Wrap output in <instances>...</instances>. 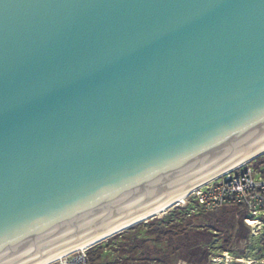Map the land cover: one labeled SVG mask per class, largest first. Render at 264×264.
Wrapping results in <instances>:
<instances>
[{
    "label": "water",
    "instance_id": "water-1",
    "mask_svg": "<svg viewBox=\"0 0 264 264\" xmlns=\"http://www.w3.org/2000/svg\"><path fill=\"white\" fill-rule=\"evenodd\" d=\"M263 145L264 0H0V264H47Z\"/></svg>",
    "mask_w": 264,
    "mask_h": 264
},
{
    "label": "trees",
    "instance_id": "trees-1",
    "mask_svg": "<svg viewBox=\"0 0 264 264\" xmlns=\"http://www.w3.org/2000/svg\"><path fill=\"white\" fill-rule=\"evenodd\" d=\"M191 207L177 206L171 216H155L139 222L107 238L104 243L89 247L87 255L90 262L177 264L183 261L208 264L209 244L216 235L222 238V250H227L235 237L245 238L248 232L243 221L245 212L239 207L190 213Z\"/></svg>",
    "mask_w": 264,
    "mask_h": 264
},
{
    "label": "built area",
    "instance_id": "built-area-1",
    "mask_svg": "<svg viewBox=\"0 0 264 264\" xmlns=\"http://www.w3.org/2000/svg\"><path fill=\"white\" fill-rule=\"evenodd\" d=\"M256 157L234 167L190 193L193 203L189 212L239 207L245 212L243 221L253 234L264 223V159ZM192 201V202H191ZM47 264H93L87 249L68 253Z\"/></svg>",
    "mask_w": 264,
    "mask_h": 264
},
{
    "label": "rangeland",
    "instance_id": "rangeland-1",
    "mask_svg": "<svg viewBox=\"0 0 264 264\" xmlns=\"http://www.w3.org/2000/svg\"><path fill=\"white\" fill-rule=\"evenodd\" d=\"M258 159H264V153L261 154ZM188 198L189 199L186 202L187 204H175L163 212L160 216L156 217L173 215V210L177 206H194V204L189 202L192 198L190 196ZM181 213H184V211L181 210ZM244 225L248 229L247 234L245 233L244 235L245 238L235 237L227 250H222L221 248L222 238L220 235H216V237L213 238L212 242L209 244L210 256L208 264H264V223L262 228L256 231L255 234L252 233L250 227L245 222ZM105 240L103 241L105 242ZM103 241L101 242L104 243ZM177 264L187 263L178 261Z\"/></svg>",
    "mask_w": 264,
    "mask_h": 264
},
{
    "label": "bare ground",
    "instance_id": "bare-ground-1",
    "mask_svg": "<svg viewBox=\"0 0 264 264\" xmlns=\"http://www.w3.org/2000/svg\"><path fill=\"white\" fill-rule=\"evenodd\" d=\"M260 150H264V145L261 146L260 148H258L257 150H254V151L250 152L249 154L245 155L243 158L238 160V163L231 165L228 168V170H230V169H232L234 167H238L240 165H243L245 162H247L248 159L254 157ZM228 170H226V171H228ZM226 171L221 172L219 175L225 173ZM207 182H209V180ZM207 182H205V183H207ZM205 183L200 184V185H198L196 187H192L191 185H189L188 187H186V188L182 189L181 191L177 192L175 195H173L171 198L167 199L166 201H163L162 203H160L157 206L149 209L145 213L128 220L127 222L121 224L120 226L114 228L113 230L107 232L106 234H104V235L100 236L99 238L93 240L92 242L86 244L85 246L81 247L80 249H77V250H74V251L85 250L87 247H89L91 245H94V244H97V243H99V242H101V241H103V240L115 235L116 233H118V232H120V231H122V230H124V229H126V228H128V227H130V226H132L134 224H136V223H139L141 221H145V220H147L149 218H152V217H155V216H160L163 212H165L167 209H169L173 205L179 204V203L183 204L185 202L187 196L190 193H192L195 189L199 188L200 186L204 185ZM74 251H72V252H74Z\"/></svg>",
    "mask_w": 264,
    "mask_h": 264
}]
</instances>
